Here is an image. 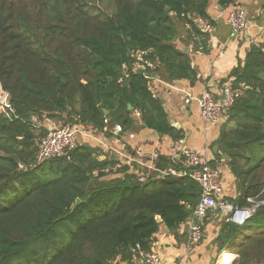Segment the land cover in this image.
<instances>
[{
    "label": "trees",
    "instance_id": "trees-1",
    "mask_svg": "<svg viewBox=\"0 0 264 264\" xmlns=\"http://www.w3.org/2000/svg\"><path fill=\"white\" fill-rule=\"evenodd\" d=\"M236 1L217 0L222 8ZM209 2L0 0V88L13 109L0 113V264H113L136 245L149 251L161 224L174 230L192 216L200 188L189 178L101 180L107 164L83 146L37 164L38 123L97 131L109 124L124 133L138 113L144 128L180 140L131 54L147 51L168 83L194 80L172 41L177 23L203 36L192 19L210 22ZM233 76L241 95L220 128L217 161L235 179L236 206L248 207V197L262 203L243 227H231L236 264H264V52L251 48Z\"/></svg>",
    "mask_w": 264,
    "mask_h": 264
},
{
    "label": "crops",
    "instance_id": "crops-1",
    "mask_svg": "<svg viewBox=\"0 0 264 264\" xmlns=\"http://www.w3.org/2000/svg\"><path fill=\"white\" fill-rule=\"evenodd\" d=\"M234 7L243 9L248 21L247 29L237 35L230 32L226 23V14ZM207 14L213 28L211 33L201 31L203 36L193 35L191 30L177 23V34L172 41L176 50L187 55L195 74L194 80L168 83L156 74L161 81L149 89L161 102L169 125L180 133V140L173 141L169 136L144 128L136 113L134 126L124 133L115 132L116 125L107 124L103 131L80 126L83 133L89 136L80 135L78 146L91 149L98 162L107 164L101 180L123 178L125 174L132 173L160 177L153 169L164 170L170 166L165 165L172 163L170 152L178 143L198 151L205 160L220 166L219 182L223 197L230 205L236 206L233 203L238 196L235 179L226 160L220 157L217 161L220 153L216 141L223 121L215 126L205 125L196 99L204 90L217 98L219 89L224 85L237 87L234 86V71L243 66L251 48L264 44V0H237L235 5L225 8L219 6L217 0H210ZM186 93H190L194 100L185 103ZM54 123L44 119L38 124L43 131H47ZM120 167H123L124 174L119 173ZM225 216L210 211L201 223L202 238L194 245L188 242L190 228L195 223L192 216L174 230L161 224L152 238L149 251L156 252L164 264H216L225 253L232 256L230 264H236L240 242L231 245L236 236L231 227L240 226L226 222ZM113 264L143 263L131 254L124 259L118 256Z\"/></svg>",
    "mask_w": 264,
    "mask_h": 264
},
{
    "label": "built area",
    "instance_id": "built-area-1",
    "mask_svg": "<svg viewBox=\"0 0 264 264\" xmlns=\"http://www.w3.org/2000/svg\"><path fill=\"white\" fill-rule=\"evenodd\" d=\"M194 26L207 34L212 32V25L208 20L200 17L192 19ZM226 23L233 35H237L247 29L248 21L243 9L232 8L226 14ZM187 30H191L189 23L184 24ZM264 52V44L260 47ZM148 52L136 50L131 54V67L133 71H142V75L149 83V89L154 83H160L161 79L154 73L156 64L148 57ZM151 93L152 90H151ZM241 90L238 87L224 85L218 91L217 98L208 91H202L196 101L200 109V118L207 126H215L224 121L228 111L239 99ZM194 100L190 93H186L185 103ZM0 113L8 116L13 113L9 105L7 94L0 101ZM138 117V113H136ZM107 121H105L106 123ZM115 132H121L119 126L114 127ZM89 136L83 133L79 125L63 124L57 128L47 130L38 140L36 149V163H44L57 158L69 159L70 154L78 147V137ZM139 154V151L136 152ZM170 158L173 165L164 170L153 169L159 176H172L189 178L198 184L200 188L199 200L193 210L192 217L195 223L190 228L189 245L197 244L202 238L201 223L210 211L220 212L226 215V222L235 223L240 227L244 226L255 214L261 202H255V198L248 197V207L230 205L223 197L220 185L221 168L212 165L203 158L196 150L188 149L178 143L171 149ZM149 178L148 174H139L137 181L145 183ZM132 255L137 256L143 264H164L159 255L153 251H143L138 245L130 249ZM217 264V263H216Z\"/></svg>",
    "mask_w": 264,
    "mask_h": 264
},
{
    "label": "bare ground",
    "instance_id": "bare-ground-1",
    "mask_svg": "<svg viewBox=\"0 0 264 264\" xmlns=\"http://www.w3.org/2000/svg\"><path fill=\"white\" fill-rule=\"evenodd\" d=\"M231 259H232V256L225 253L221 258L220 260L218 261L217 264H230L231 262Z\"/></svg>",
    "mask_w": 264,
    "mask_h": 264
},
{
    "label": "water",
    "instance_id": "water-1",
    "mask_svg": "<svg viewBox=\"0 0 264 264\" xmlns=\"http://www.w3.org/2000/svg\"><path fill=\"white\" fill-rule=\"evenodd\" d=\"M135 73L136 74H138V75H141L142 74V71H140V70H138V71H135ZM4 95H5V93L1 90V88H0V101L4 98ZM97 102L99 103V100H98V98H97ZM103 114H107V111H103ZM79 203V200H76V202H75V205L74 206H76L77 204ZM158 221H159V219H157Z\"/></svg>",
    "mask_w": 264,
    "mask_h": 264
},
{
    "label": "rangeland",
    "instance_id": "rangeland-1",
    "mask_svg": "<svg viewBox=\"0 0 264 264\" xmlns=\"http://www.w3.org/2000/svg\"><path fill=\"white\" fill-rule=\"evenodd\" d=\"M55 125L52 127V128H57L63 124H66L67 122H63V121H59V120H51ZM40 133V136L38 139H40V137H42V135H44L46 133V131H43V132H39Z\"/></svg>",
    "mask_w": 264,
    "mask_h": 264
}]
</instances>
